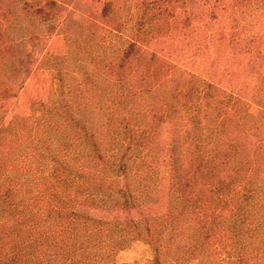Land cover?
I'll return each instance as SVG.
<instances>
[{
	"label": "trees",
	"instance_id": "obj_1",
	"mask_svg": "<svg viewBox=\"0 0 264 264\" xmlns=\"http://www.w3.org/2000/svg\"><path fill=\"white\" fill-rule=\"evenodd\" d=\"M176 1L186 5L190 0L141 3L154 11L153 16H161ZM50 10L34 8L27 0H0V88L21 64L19 50L24 42L50 20ZM66 21L78 39L79 33H83L80 38L84 36L73 46L83 60L79 63L85 69L84 78L66 83L74 90H68L69 95L61 86L37 137L26 140L22 148V165L30 180L11 188L17 197L15 207L24 216L9 223L4 218L8 206L4 198L0 200V264H29L32 251H37L35 264H53L58 250L70 241L88 250L110 239L113 232L91 224L86 215L89 197L107 200L118 209L157 201L160 186L153 174L164 128L170 135L168 210L145 225H130L131 238L141 237L152 248L148 264L199 260L226 250L228 238L241 240L244 229L221 234L210 221V209L217 195L234 196L238 186L255 196L258 178L244 181L242 173L249 168L252 175H259L264 137L249 127L250 114L217 86L187 89L185 78L174 74L172 66H164L166 60L138 49L133 41H126L122 50L106 45L107 31L101 22L91 17L72 21L71 14ZM89 55L95 58L87 61ZM76 91L89 104L73 105L77 97L71 101L69 97ZM4 96L0 95V101ZM52 136L70 149L63 157ZM31 165L34 168L28 172ZM23 186L31 195L22 204ZM237 259L232 264L245 262ZM91 262L89 258L85 263Z\"/></svg>",
	"mask_w": 264,
	"mask_h": 264
},
{
	"label": "rangeland",
	"instance_id": "obj_2",
	"mask_svg": "<svg viewBox=\"0 0 264 264\" xmlns=\"http://www.w3.org/2000/svg\"><path fill=\"white\" fill-rule=\"evenodd\" d=\"M27 1L34 8L51 10L50 20L42 31L24 42L19 50L21 64L0 88V95H5L0 101V200L4 198L8 206L4 218L9 223L24 216L23 211L15 207L17 197L11 187L20 188L19 182L27 178L29 183L30 180L22 165V148L26 140L37 137L49 116V107L58 99L61 86L69 95L68 90H74L66 83L75 77L84 78L85 69L79 63L83 60L78 58V49L73 48L84 36L80 38L83 33H79L78 39L72 24H66L70 14L72 21L91 17L101 22L107 31L105 44L110 47L122 50L128 44L126 41H133L138 49L163 58L167 61L165 67L172 66L174 74L185 78L187 89L211 84L224 90L250 114L249 127L253 132L264 137V0H190L186 5L176 1L174 7L161 16H153L154 11L145 9L141 0ZM57 3L62 7L56 8ZM123 5L127 6L124 10ZM122 35L128 39L121 41L118 37ZM91 57L95 58V55H89L87 61ZM81 92L76 91L69 97L70 101ZM78 104L87 105L89 99L86 96L73 99V105ZM57 138L52 136V143L63 157L70 149L58 144ZM169 138L164 128L153 174L159 180V199L118 209L107 200L89 197L86 215L92 220L91 224L99 225L113 235L88 250L78 248L70 241L58 250L57 261L53 264H86L89 258H92L91 264L149 263L153 258L152 248L141 237L131 238L130 225L133 222L145 225V221L168 210ZM260 155L264 158V153L260 152ZM33 168L31 165L27 171ZM257 171L259 175H252L249 168L242 173L244 181L249 177L252 180L258 178L255 196L254 192L247 191L248 188L242 190L238 186L234 196L217 195L210 209V221L221 234H233L242 228L243 238L236 241L228 238L226 250H217L207 257L183 264H232L238 257L245 260L243 264H264V163ZM29 190L23 186L22 204L25 200L28 203L31 193L26 191ZM35 252L32 251L29 264L38 261Z\"/></svg>",
	"mask_w": 264,
	"mask_h": 264
}]
</instances>
